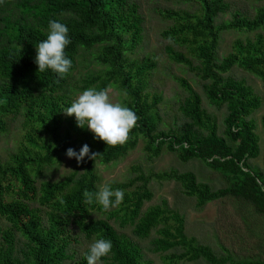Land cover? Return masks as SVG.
I'll use <instances>...</instances> for the list:
<instances>
[{"label":"trees","instance_id":"obj_1","mask_svg":"<svg viewBox=\"0 0 264 264\" xmlns=\"http://www.w3.org/2000/svg\"><path fill=\"white\" fill-rule=\"evenodd\" d=\"M174 1H197L199 9L193 13L167 11L177 24L163 31L162 36L187 47L197 59L200 76L208 81L203 88L209 103L226 106L225 137L218 134L215 120L202 107L201 97L182 78L176 81L189 93L179 107L184 121L174 130L158 129L159 119L154 110L160 97L154 95L149 101L148 94L143 95L144 77L153 69V62L135 64L134 75L133 71L125 72L130 65L126 53L139 44L143 30L139 7L133 0H0V133L5 131L9 116L19 115L24 116L31 131L25 137L27 146L0 164V217L9 225L0 231V264H63L71 259L67 254L71 224L87 238L99 234L112 241V251L102 261L151 264L144 260L137 243L118 233L108 220L92 217L93 210L104 209L95 202L86 204L83 195L85 190L98 191L95 165L118 161L136 147L140 138L146 140V151L152 158L158 157L165 147L181 162L200 160L221 173L228 186L217 190L198 183L191 172L155 175L160 180L178 183L186 196L195 198L197 207L230 197L251 203L264 217V177L248 164L258 156V140L253 124L246 119L260 107V99L242 80L226 75L239 68L259 78L264 86V6L253 16L234 12L230 20L217 24L220 15L229 12L225 0ZM51 20L66 24L69 29L71 44L66 55L72 60V67L63 78L50 69L38 72L34 62L35 47L47 38ZM229 30L254 36L235 40L232 51L219 59L220 33ZM96 46L101 49L96 62L102 69L88 74L79 91L114 85L130 97L127 106L139 116V121L124 145L108 146L87 128H78L74 116L63 113L72 102L58 93L75 69L77 54ZM166 51L173 62L192 65L183 54L171 48ZM261 122L264 130V116ZM84 144L100 154L95 161L86 157L78 171L63 180L37 183L36 177L59 163L68 148L79 152ZM152 196L143 188L125 194L120 207L121 225L129 224L132 235L138 239H146L154 232L149 251L164 254L165 264L182 260L264 264V260L216 255L209 246L185 234L184 219L169 211L165 202L164 206L142 211ZM88 252L75 264H87Z\"/></svg>","mask_w":264,"mask_h":264},{"label":"rangeland","instance_id":"obj_2","mask_svg":"<svg viewBox=\"0 0 264 264\" xmlns=\"http://www.w3.org/2000/svg\"><path fill=\"white\" fill-rule=\"evenodd\" d=\"M138 5L139 14L142 17L141 41L132 52L126 53L127 65L125 72L133 71L134 65H142L147 61L153 62L154 67L145 75L146 90L151 101L154 95L160 97L156 104V113L159 122L158 129L161 131L174 130L175 126L182 123L184 118L180 112L181 102L188 96V92L176 81L182 78L187 81L192 90L196 92L202 101V107L212 117L217 125V132L224 136L223 119L226 116L225 105H213L209 103L203 85L208 83L202 80L199 72V63L187 47L180 46L171 39L162 36L163 31L170 30L177 21L167 15L168 12L187 11L195 12L199 9L197 1H174V0H133ZM229 5V12L220 15L217 24L231 19L234 12L246 13L253 16L256 10L264 6V0H225ZM254 33H242L234 30L220 33L217 49V57L222 59L232 51L235 40L253 38ZM167 48L183 54L190 60V67L173 62L168 58ZM100 47L90 50H79L76 57V65L71 73L66 86L58 93L66 100L73 102L79 94L81 81L90 73L99 72L102 67L97 64L96 57L100 53ZM133 65H132V64ZM226 75L234 79L242 80L250 86L260 99V107L253 111L246 119L253 124V130L258 140L259 153L254 159L248 161L250 167L260 172L264 177V130L262 117L264 116V86L256 76L239 68H233ZM134 84V80L132 82ZM109 95L114 103H122L127 106L130 97L118 86H110ZM24 116H9L6 119V129L0 133V164L8 161L11 155L18 152L22 146H27L26 135L31 133L25 125ZM62 127H65L62 124ZM225 137V136H224ZM80 164L75 159H69L66 155L59 163L47 167L40 176V181L59 182L66 176L76 173ZM71 169V170H67ZM99 177L98 189L103 184H108L113 189H121L125 194H130L138 189H146L152 193V199L146 202L143 210L148 207L160 205L172 212L177 213L184 219L185 234L193 237L199 244L209 246L218 256H231L233 259L264 260V217L255 210L251 203L223 198L210 202L199 208L193 197L183 193L182 187L174 181H164L155 175L162 173L191 172L195 175L198 183L210 187L212 190L223 189L228 182L221 173L206 165L200 160L181 162L175 153L168 152L164 147L158 157L151 156L146 151V140L140 138L136 147L118 161L103 165H95ZM81 172V171H80ZM264 190V189H263ZM99 205V204H98ZM37 207V204H33ZM122 203L108 211L93 210L92 217L102 218L109 221L114 229L126 235L137 243L144 255V260L151 264H165L164 254H153L149 251L150 242L156 236L154 232L146 239H138L132 235V227L129 224L121 225L123 211ZM44 211L47 209L43 208ZM112 214H116L112 216ZM8 224L0 217V231L8 228ZM94 237L87 238L71 224L69 226V246L67 254L71 259L63 264H75L89 251V245ZM1 240V238H0ZM102 264H110L102 261ZM174 264H207L199 261H179Z\"/></svg>","mask_w":264,"mask_h":264},{"label":"clouds","instance_id":"obj_3","mask_svg":"<svg viewBox=\"0 0 264 264\" xmlns=\"http://www.w3.org/2000/svg\"><path fill=\"white\" fill-rule=\"evenodd\" d=\"M48 28L47 38L35 47L37 54L34 62L38 72L50 69L63 78L72 67V60L66 55V48L71 44L69 29L66 24L58 20L49 21ZM63 113L68 117L74 116L78 128H87L95 138L108 146L124 145L139 121V116L130 107L112 102L107 88L100 90L95 87L87 88L63 110ZM66 156L80 164L86 157L95 161L100 154L92 152L89 146L84 144L79 152L68 148ZM83 195L86 204L91 205L95 202L108 211L123 202L125 193L121 189H113L110 185L103 184L98 191L85 190ZM112 247L111 240L99 237L97 234L89 245V252L85 257L87 264H102V258L111 253Z\"/></svg>","mask_w":264,"mask_h":264}]
</instances>
